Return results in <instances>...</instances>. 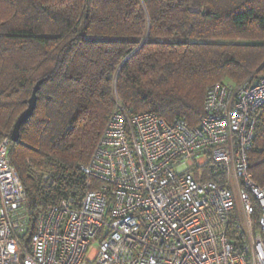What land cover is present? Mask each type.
Segmentation results:
<instances>
[{"label":"trees","instance_id":"1","mask_svg":"<svg viewBox=\"0 0 264 264\" xmlns=\"http://www.w3.org/2000/svg\"><path fill=\"white\" fill-rule=\"evenodd\" d=\"M261 77L264 0H0V141L42 80L9 148L26 194L27 239L42 207L84 193L81 166L117 101L196 126L209 86ZM247 157L264 187V108ZM215 167L204 179L222 184Z\"/></svg>","mask_w":264,"mask_h":264},{"label":"built area","instance_id":"2","mask_svg":"<svg viewBox=\"0 0 264 264\" xmlns=\"http://www.w3.org/2000/svg\"><path fill=\"white\" fill-rule=\"evenodd\" d=\"M261 108L264 77L209 86L196 126L117 101L81 166L84 193L42 207L28 239L26 194L3 138L0 264H264V187L247 157ZM215 166L222 184L204 179Z\"/></svg>","mask_w":264,"mask_h":264},{"label":"water","instance_id":"3","mask_svg":"<svg viewBox=\"0 0 264 264\" xmlns=\"http://www.w3.org/2000/svg\"><path fill=\"white\" fill-rule=\"evenodd\" d=\"M42 80L38 81L31 92V95L29 97V99L27 100V106L26 108L19 114V116L17 117V119L15 120L14 124H13V128L10 134V138L12 141H17L19 139V129L20 126L25 123L28 118L32 115L33 110L35 108L36 105V101H37V91L39 90V86L41 84Z\"/></svg>","mask_w":264,"mask_h":264},{"label":"rangeland","instance_id":"4","mask_svg":"<svg viewBox=\"0 0 264 264\" xmlns=\"http://www.w3.org/2000/svg\"><path fill=\"white\" fill-rule=\"evenodd\" d=\"M234 216L237 218V220H238V222L240 224L244 223V221L242 219V216H241V211H240L239 207H237V206H236V209H235V212H234Z\"/></svg>","mask_w":264,"mask_h":264}]
</instances>
